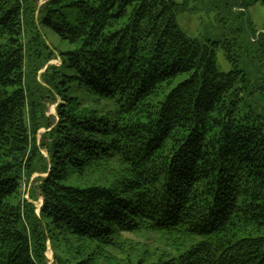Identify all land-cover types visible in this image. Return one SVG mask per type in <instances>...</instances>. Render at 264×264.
Segmentation results:
<instances>
[{
	"label": "trees",
	"instance_id": "trees-1",
	"mask_svg": "<svg viewBox=\"0 0 264 264\" xmlns=\"http://www.w3.org/2000/svg\"><path fill=\"white\" fill-rule=\"evenodd\" d=\"M257 38L258 73L231 47L225 73L171 0H0V264H264Z\"/></svg>",
	"mask_w": 264,
	"mask_h": 264
},
{
	"label": "rangeland",
	"instance_id": "rangeland-1",
	"mask_svg": "<svg viewBox=\"0 0 264 264\" xmlns=\"http://www.w3.org/2000/svg\"><path fill=\"white\" fill-rule=\"evenodd\" d=\"M47 0H40V4H44ZM178 5V24L183 32L189 37L197 39L203 43L219 42L217 49V63L219 70L229 72L233 65L227 59V48L231 47L232 53L238 61V65L248 74H257L259 65H261V57L257 50L258 44L252 43V37L258 39L257 36H264V4L260 0H171ZM42 36L47 44L54 52L69 50V44L61 41V39L48 28H42ZM255 35V36H254ZM255 54H254V53ZM61 59L56 56L48 65L44 66L38 73L37 80L44 83L42 76L48 66H60ZM66 75H71V70H65ZM26 78L28 83L35 80L32 72L31 64L28 59ZM64 79V78H62ZM76 96L82 100H87L86 104L89 107H95L91 101L86 89H79ZM58 102L60 99L58 98ZM57 102V103H58ZM57 103L48 105V116L56 117ZM46 132L41 129L37 135L38 143L40 144L42 135ZM46 155V152L43 151ZM43 175L35 174L30 181H26L23 187L24 197L30 200V192H35L39 196L37 178ZM31 201V200H30ZM39 213L43 200L39 196L34 202ZM131 236V235H130ZM156 239L155 235H151ZM136 242L145 243L141 238L131 236ZM49 245V244H48ZM157 245V244H156ZM53 251L48 248L47 258L48 264H55Z\"/></svg>",
	"mask_w": 264,
	"mask_h": 264
},
{
	"label": "water",
	"instance_id": "water-1",
	"mask_svg": "<svg viewBox=\"0 0 264 264\" xmlns=\"http://www.w3.org/2000/svg\"><path fill=\"white\" fill-rule=\"evenodd\" d=\"M41 208V207H40ZM40 211V210H39ZM54 255V254H53Z\"/></svg>",
	"mask_w": 264,
	"mask_h": 264
}]
</instances>
